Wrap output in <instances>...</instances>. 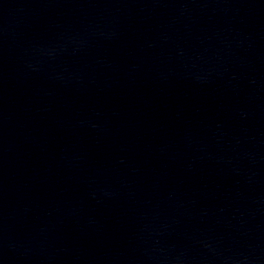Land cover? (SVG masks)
<instances>
[{"label": "water", "instance_id": "water-1", "mask_svg": "<svg viewBox=\"0 0 264 264\" xmlns=\"http://www.w3.org/2000/svg\"><path fill=\"white\" fill-rule=\"evenodd\" d=\"M0 264H264V0H0Z\"/></svg>", "mask_w": 264, "mask_h": 264}]
</instances>
